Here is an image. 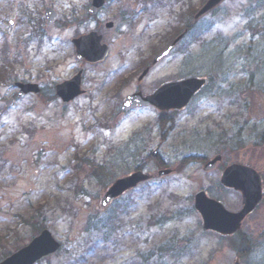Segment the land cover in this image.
I'll use <instances>...</instances> for the list:
<instances>
[{"label":"rangeland","instance_id":"1","mask_svg":"<svg viewBox=\"0 0 264 264\" xmlns=\"http://www.w3.org/2000/svg\"><path fill=\"white\" fill-rule=\"evenodd\" d=\"M90 1L0 0V260L47 229L61 248L36 264H231L238 254L202 229L193 196L203 190L237 211L241 195L219 179L239 163L259 173L263 190L240 232L254 251L239 260L264 264V0H226L155 65L203 0H109L95 16ZM89 31L109 48L100 63L75 57L71 40ZM80 67L91 93L62 105L54 85ZM202 75L209 86L162 127L153 108L120 110L137 90ZM13 81L41 92L19 97ZM157 159L172 174L157 177ZM140 167L151 180L99 208L107 186Z\"/></svg>","mask_w":264,"mask_h":264},{"label":"water","instance_id":"2","mask_svg":"<svg viewBox=\"0 0 264 264\" xmlns=\"http://www.w3.org/2000/svg\"><path fill=\"white\" fill-rule=\"evenodd\" d=\"M106 0H91L88 12L95 15L104 5ZM224 0H206L197 10L193 21L207 14L216 8ZM44 16L47 22H53L57 13L51 8L46 7ZM106 28H111L109 22ZM183 34L179 35L165 50L157 54L152 65L168 55L173 47L182 39ZM75 47L76 58L84 59L90 63L103 61L108 56V46L103 43V38L96 32H90L72 40ZM148 68L138 77L141 81L147 74ZM82 69L70 80L64 81L55 86V95L62 100L63 104L68 103L75 97L85 93L81 90ZM208 80L206 78L188 77L180 81L169 82L159 86L152 94L143 96L141 92H136L125 97L121 104V111L127 112L135 107L153 106L159 111H180L184 108L191 97L204 86ZM14 87L19 88L18 95L27 93L38 94L39 88L36 84L13 82ZM90 91H86L89 93ZM13 99L6 101V106H11ZM220 155L214 156L203 166V171L213 170L220 162ZM172 172L171 169H163L157 172L158 176H166ZM151 175L143 171H135L127 176L115 180L100 197V207H106L111 201L119 197L126 191L133 189L139 183L147 181ZM220 184L226 188L233 189L241 194V208L236 212L228 211L217 200L208 197L203 190L194 195V208L200 214L202 227L222 235H232L241 226L243 220L254 210L262 198L261 179L259 174L246 165L230 164L226 166L220 176ZM60 248V243L54 239L52 234L44 229L37 236L32 238L29 243L8 257L0 261V264H34L38 260L55 253ZM232 264H239L234 261Z\"/></svg>","mask_w":264,"mask_h":264},{"label":"trees","instance_id":"3","mask_svg":"<svg viewBox=\"0 0 264 264\" xmlns=\"http://www.w3.org/2000/svg\"><path fill=\"white\" fill-rule=\"evenodd\" d=\"M2 66H4V65H2ZM4 67L6 68V66H4ZM4 67L0 68V81L6 73V70ZM166 118H167V116L160 115L159 120H158L160 127L164 126L167 123ZM157 160H158L157 161L158 167L162 168L165 166L162 159H157ZM137 168H139V167H137ZM97 169H98L97 172L100 174V177H103L106 175V173L103 171V168L101 166H97ZM140 169H141V167H140ZM229 245L238 254L239 257L243 258V255H245L244 257H246L254 251L255 243H254L253 238L247 237L246 235H243L242 233L239 232L234 236L233 239H229Z\"/></svg>","mask_w":264,"mask_h":264},{"label":"flooded vegetation","instance_id":"4","mask_svg":"<svg viewBox=\"0 0 264 264\" xmlns=\"http://www.w3.org/2000/svg\"><path fill=\"white\" fill-rule=\"evenodd\" d=\"M147 94H150V93H147ZM147 94H144V95H147ZM169 113V112H168Z\"/></svg>","mask_w":264,"mask_h":264}]
</instances>
